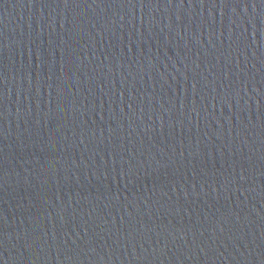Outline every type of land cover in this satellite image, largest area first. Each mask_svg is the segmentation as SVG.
<instances>
[{
  "label": "water",
  "instance_id": "obj_1",
  "mask_svg": "<svg viewBox=\"0 0 264 264\" xmlns=\"http://www.w3.org/2000/svg\"><path fill=\"white\" fill-rule=\"evenodd\" d=\"M0 264H264V0H0Z\"/></svg>",
  "mask_w": 264,
  "mask_h": 264
}]
</instances>
